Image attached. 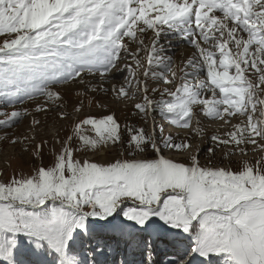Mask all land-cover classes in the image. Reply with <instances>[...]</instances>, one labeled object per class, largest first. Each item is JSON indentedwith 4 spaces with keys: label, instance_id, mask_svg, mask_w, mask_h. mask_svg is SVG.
Wrapping results in <instances>:
<instances>
[{
    "label": "snow or ice",
    "instance_id": "obj_1",
    "mask_svg": "<svg viewBox=\"0 0 264 264\" xmlns=\"http://www.w3.org/2000/svg\"><path fill=\"white\" fill-rule=\"evenodd\" d=\"M0 157V264H264V0H0Z\"/></svg>",
    "mask_w": 264,
    "mask_h": 264
},
{
    "label": "rangeland",
    "instance_id": "obj_2",
    "mask_svg": "<svg viewBox=\"0 0 264 264\" xmlns=\"http://www.w3.org/2000/svg\"><path fill=\"white\" fill-rule=\"evenodd\" d=\"M177 51H176V59H177V61H179L181 59V57L184 56V54H182V52H179V51L177 52ZM93 114H101V113H100V110L99 109H93ZM117 117L120 118L121 122H123L124 116L122 115L121 111H119V110H117ZM40 118L43 120L44 119V116L41 115ZM51 125H52V119L49 118V127H51ZM24 130H25V126L22 125L21 128H20V131H24ZM8 151H9V155H10L11 154V149H9ZM45 155L46 156L48 155L47 151H46ZM203 158L204 157L202 156V159ZM4 161L5 160L2 159V157H0V166H1V164L4 163ZM122 258H123V255H115V254H112V255H109L108 256V260H109L110 264H111V261L112 260H115L116 261V264H119V260L122 259ZM168 258L169 257L164 256L162 253H160V254L159 253L158 254H153V257H152V259L155 260L156 264H165V261H167ZM137 259H139V257H137ZM215 259L217 260V264H223V259H224L223 256L222 257H217Z\"/></svg>",
    "mask_w": 264,
    "mask_h": 264
},
{
    "label": "bare ground",
    "instance_id": "obj_3",
    "mask_svg": "<svg viewBox=\"0 0 264 264\" xmlns=\"http://www.w3.org/2000/svg\"><path fill=\"white\" fill-rule=\"evenodd\" d=\"M179 52H182V54H185V51L186 50H184V48L183 47H181V48H179V49H177ZM176 50V51H177ZM3 159V158H2ZM4 165H5V161H4V163L3 164H1V166H0V169H2L3 167H4Z\"/></svg>",
    "mask_w": 264,
    "mask_h": 264
}]
</instances>
